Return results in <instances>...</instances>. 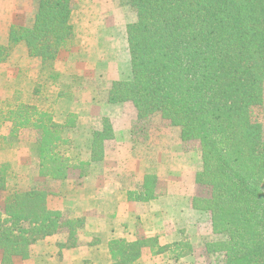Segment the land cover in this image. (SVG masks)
<instances>
[{
    "label": "trees",
    "instance_id": "16d2710c",
    "mask_svg": "<svg viewBox=\"0 0 264 264\" xmlns=\"http://www.w3.org/2000/svg\"><path fill=\"white\" fill-rule=\"evenodd\" d=\"M31 1L29 23L11 24L0 44V65L22 50L38 60V74L33 82L19 70L10 96H0V144L13 148L26 134L41 184L18 187L11 166L0 163V264L27 261L32 245L63 231L66 240L57 246H77L84 220L49 208V197L57 195L51 185L92 178L115 139L113 121L103 117L88 157L72 149L77 115L59 107L60 94L42 90L59 77V53L71 51L72 0ZM117 2L133 16L125 25L130 77L111 82L106 103L130 104L134 125L149 137L175 127L182 144L195 145L201 162L190 205L208 216L218 237L203 244L217 258L212 264H264V0ZM154 180L143 176L140 191L128 196L137 202L159 197ZM146 247L156 256L168 249L151 238L112 239L76 264H144Z\"/></svg>",
    "mask_w": 264,
    "mask_h": 264
},
{
    "label": "rangeland",
    "instance_id": "374dc122",
    "mask_svg": "<svg viewBox=\"0 0 264 264\" xmlns=\"http://www.w3.org/2000/svg\"><path fill=\"white\" fill-rule=\"evenodd\" d=\"M96 1L72 0V21L75 27L73 45L71 51L59 53L55 63L59 77L54 83H44L42 90L51 96L60 94L62 100H59V107L77 115V126L72 133V149L83 158L88 157L92 131L98 126V120L103 118L101 114L109 116L113 121L116 138L106 146L105 159L96 165L92 178L81 184L70 179L51 185L57 195L49 197V208L63 212L67 217L84 220L78 223L77 246L71 249L57 246L66 240V231H63L37 241L31 246V257L16 264H76L77 260L87 257L97 245L102 248L104 242L123 233L132 241L148 239L140 231L141 225L134 220L129 219L123 223L124 229L120 221H114L115 215L112 212L117 208L113 204L99 203L97 178L103 176V172L107 173L111 166L119 168L118 180L123 190L128 189L129 193L140 191L143 171L151 173L156 177L154 184L160 194L172 197L182 210L183 218L178 227L180 235L177 238L180 245L168 250L173 252L170 253L172 261L164 263L161 257L151 258L147 251L143 253L145 264H212L217 258L207 256L203 244L216 241L218 237L211 233L208 216L193 211L190 205L196 188L194 174L201 162L195 145L182 144L179 130L175 127L162 126L159 133L152 134V137H149V132H139L137 125H134L135 111L128 103L109 104L107 108L90 107L91 97L97 104L106 103V92L111 82L130 77L125 25L133 16L126 8L118 7L117 0H106L109 8L104 6L101 11L88 8ZM33 4L31 0H15L11 24L27 25L34 9ZM38 68V60L27 59L24 51L17 50L6 64L0 65V96H10L19 70H27L29 81L34 82ZM0 163L11 166L16 175L13 183L18 187L28 188L41 184L36 179L37 159L31 152L26 134L21 136V141L13 148L8 149L4 143L0 144ZM104 190L107 192L111 189L107 186ZM128 199L133 197L128 196ZM165 213L164 218L168 220L176 218L168 209H165ZM125 218V215L118 214V220ZM156 225L159 229L160 222L157 221ZM155 239L158 245L157 237L151 238ZM146 249L151 250L149 247ZM178 253L181 257L176 261L174 255Z\"/></svg>",
    "mask_w": 264,
    "mask_h": 264
},
{
    "label": "crops",
    "instance_id": "0c3cea01",
    "mask_svg": "<svg viewBox=\"0 0 264 264\" xmlns=\"http://www.w3.org/2000/svg\"><path fill=\"white\" fill-rule=\"evenodd\" d=\"M14 2L15 0H0V4H2L0 8V44H6L7 42L8 30L12 22L11 16L13 12ZM96 2L92 6H89L88 8L90 9L93 8L95 11L97 9L98 10L102 9L104 6L106 7L108 6L109 8V4L107 3L106 0H102V1L97 0ZM88 8H86L85 10L87 11ZM103 11H107V9ZM101 13H105V12H101ZM98 106H104L105 108H107L109 107V104L107 103L97 104L94 102V100L91 97L90 107L98 108ZM101 115L102 117L109 118V116H106L105 114H101ZM115 138H116V134H115ZM144 172L146 171H143L142 172L143 174L141 173L142 177L147 174H151V173H147V172L144 173ZM102 174L103 176H98L97 178L99 184H98V188L96 187L98 189L97 192H99V196H98V199L100 201L99 203L100 204H104V203L113 204L112 206L117 208V210L114 209L112 212V215H115L114 221H117V222L120 221L123 224V223H127L129 219L134 220L138 225H141L142 228H140V231L142 232V234L145 235L146 238L157 237L159 246L168 247V249L164 253L157 255V256L152 255L151 250L143 248L142 257H141L142 260H143V253L148 251L150 253L151 258L161 257L164 263L172 261L173 257L171 258L168 255L169 253H173V252L168 251V250L171 248L173 249L174 248L173 244L177 243L178 241L177 238H179V235H180V233L178 232L179 221L182 220L183 218L182 210L177 207V204H175V201L173 200V198L162 195L155 199L149 200L147 202H137V201L129 200L128 195H127L129 193L128 189L123 190L118 180L119 179L118 178L119 168L117 166H111V168L109 169L107 173L103 172ZM106 176H109L110 178H107ZM107 186H108V189L109 190L111 189V190L105 192L104 189ZM100 192H101V197H100ZM165 209L170 210L171 214L175 216L176 218L169 219V220L168 218H164V215L166 214ZM118 214H123L125 215L126 218L122 220H118ZM132 217L134 219H132ZM157 221L160 222V225L158 226L159 229H157V225H156ZM122 224L120 226H122V228L124 229L125 226L124 224L123 225ZM128 229L130 228L128 227ZM116 230L118 229L116 228ZM104 232L107 233V231H104ZM130 232L131 230L128 231L127 234ZM123 235L124 233L121 234V236H116L115 239L122 238V239L128 240L127 236L126 235L123 236ZM128 241H132V240H128Z\"/></svg>",
    "mask_w": 264,
    "mask_h": 264
}]
</instances>
